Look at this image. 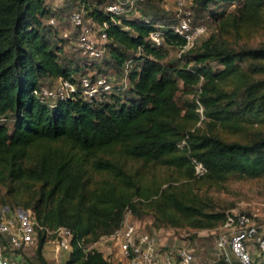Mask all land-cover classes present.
<instances>
[{"label":"trees","instance_id":"obj_1","mask_svg":"<svg viewBox=\"0 0 264 264\" xmlns=\"http://www.w3.org/2000/svg\"><path fill=\"white\" fill-rule=\"evenodd\" d=\"M79 2L87 18L107 24L110 59L94 61L96 73L104 74L102 63L123 69L131 59L127 77L134 97L128 104L114 93L109 102L94 105L78 95L53 106L41 102L34 88L47 86L45 80L76 81L85 74L82 64L59 61L62 47L49 39L59 38L52 24H44L51 16L44 0H0V185L12 206L30 210L47 229L73 232L64 264H125L94 248L83 251L77 240L87 246L110 236L127 211L152 212L155 226L219 227L226 215L201 211L179 183L264 176V47H233L225 39L264 28V0H194L202 10L238 6L232 12L211 10L218 32L185 53L182 66L162 62L164 45L180 49L185 40L170 28L161 30L156 19L105 12L104 0ZM157 29L163 32L161 47L147 41ZM213 61L222 69L213 70ZM180 82L203 107L207 132L199 128L196 101L183 107L176 102ZM128 161L173 168L177 176L146 182ZM196 162L205 169L201 175ZM51 239L38 234L37 264H46L43 248Z\"/></svg>","mask_w":264,"mask_h":264},{"label":"built area","instance_id":"obj_2","mask_svg":"<svg viewBox=\"0 0 264 264\" xmlns=\"http://www.w3.org/2000/svg\"><path fill=\"white\" fill-rule=\"evenodd\" d=\"M100 8L121 16L126 13L124 5L119 1L104 2ZM192 12V9H186L180 1L176 18L168 27L185 40L179 49L181 53L189 52L202 36L207 35L204 24L194 23ZM72 22L76 30V49L82 54V67L90 71L94 68L93 62L101 60L106 52L107 24H98L92 18H84L80 13L72 15ZM147 41L155 47L163 46V32L160 29L152 31ZM141 51L139 48L136 54L140 55ZM130 62L131 59L125 62L126 72ZM111 93L110 78L96 72L85 73L76 81L60 78L50 86L34 88L32 91V95L49 106L58 101L73 99L76 95L92 105L109 102L108 95ZM196 103V111L202 120L203 107L198 100ZM3 121L0 118V123ZM195 170L198 175L205 172L200 162L195 163ZM41 232L52 236L50 242L54 244L57 252L71 251L74 235L69 228L49 230L38 223L30 210L0 213V264H30L24 254L29 249L36 248L38 234ZM210 232L214 234V249L221 264H264V220H260L257 214H227L225 221L219 227L210 229ZM106 238L118 246L125 264H197L193 245L183 243L169 247L160 240L158 233L147 231L133 218H124L119 229ZM77 245L85 252L93 249L84 246L82 240H77Z\"/></svg>","mask_w":264,"mask_h":264},{"label":"rangeland","instance_id":"obj_3","mask_svg":"<svg viewBox=\"0 0 264 264\" xmlns=\"http://www.w3.org/2000/svg\"><path fill=\"white\" fill-rule=\"evenodd\" d=\"M96 0H88V3H95ZM119 1L124 5L126 13L123 14L127 18L132 19H156L157 24L161 30L168 28L175 20L178 13V3L183 2L186 9H192L193 20L195 24H204L206 26L207 35L202 36L199 40L198 46L204 41L210 34H216L219 30L218 21L214 20L211 15V10L215 9V5H210L208 10L200 9L194 2V0H104V2ZM45 4L49 6L51 10V16L44 19V24L50 23L53 25V29L58 34V40L53 39L52 35L49 36L50 41L62 47V52L59 55V61L62 64L71 62L73 66L82 64V54L76 49V30L72 22V15L80 13L84 18L86 16V10H84L83 4L79 0H44ZM236 5V4H235ZM235 5L219 6L216 11L232 12L235 10ZM53 21V23L51 22ZM249 34L242 39L236 37L227 36L225 39L233 47L239 48H261L264 47V28L256 27L249 30ZM61 41V42H60ZM166 50V56L162 60L165 65L169 66H182L185 59V53H181L179 48L168 47L164 45ZM107 52V51H106ZM104 53L98 63H103L110 59L109 56ZM101 68L102 73L110 78L112 84V93L119 97V102L129 103V99L134 97V94L129 92L127 72L131 69V63L123 69L117 68L111 62L104 64ZM208 65L213 70L217 71L222 69V66L216 62H209ZM105 67V68H104ZM97 66L90 71L84 70L85 73L97 72ZM78 76V75H77ZM258 78V77H257ZM264 78V76H261ZM43 83L50 86L54 82L45 80ZM180 90L176 93L175 99L178 105L184 106L185 102H195L197 96L195 93L183 92V85L180 82ZM108 98L111 100L110 95ZM113 101V100H112ZM204 120V116L202 121ZM10 129H12V122H8ZM199 128L203 132H207L205 121L198 124ZM264 131V126L261 128ZM227 139H234L231 136H226ZM182 144L179 145L181 147ZM128 165L132 166V170L145 179L146 182L156 181L157 183L163 181L165 178L171 176H177L176 171L173 168H163L157 165H143L141 162L128 161ZM196 171V170H195ZM180 187L186 190L190 189V195L193 199V203L203 212L206 213H223L231 214L234 212H246L255 213L260 220H264V176L259 178H244L229 177L226 181L213 182L205 180H190L189 182H180ZM164 185L163 187H165ZM7 189L4 185H0V213L7 211H22L20 207L12 206L8 196L6 195ZM4 199L8 200V203H3ZM8 206L13 207L8 210ZM25 211V210H23ZM124 218H133L138 220L141 225L149 232H156L160 235V240L169 247L174 245L179 246L183 243H190L195 249V259L197 264H221L217 260L215 253L214 234L210 232V229L197 230L190 227L174 228L170 226H155L153 221V213L148 212L141 216H136L130 212H126ZM160 241V242H161ZM175 246V247H176ZM86 247H93L102 251L103 255L111 262H123L122 255L118 249V246L114 241L106 237H101L95 242L89 243ZM35 248H31L24 254L30 264H37L34 255ZM66 260L60 264H64Z\"/></svg>","mask_w":264,"mask_h":264},{"label":"crops","instance_id":"obj_4","mask_svg":"<svg viewBox=\"0 0 264 264\" xmlns=\"http://www.w3.org/2000/svg\"><path fill=\"white\" fill-rule=\"evenodd\" d=\"M43 256L45 258L46 264H60L63 259L66 260L68 253L65 251L57 252L55 246L52 242H48L44 245Z\"/></svg>","mask_w":264,"mask_h":264}]
</instances>
